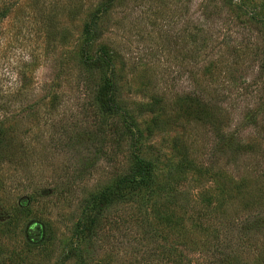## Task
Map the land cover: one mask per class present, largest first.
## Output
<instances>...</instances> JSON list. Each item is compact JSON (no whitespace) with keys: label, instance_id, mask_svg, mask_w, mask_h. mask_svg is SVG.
Wrapping results in <instances>:
<instances>
[{"label":"rangeland","instance_id":"1","mask_svg":"<svg viewBox=\"0 0 264 264\" xmlns=\"http://www.w3.org/2000/svg\"><path fill=\"white\" fill-rule=\"evenodd\" d=\"M0 130V264H264V0H0Z\"/></svg>","mask_w":264,"mask_h":264},{"label":"trees","instance_id":"2","mask_svg":"<svg viewBox=\"0 0 264 264\" xmlns=\"http://www.w3.org/2000/svg\"><path fill=\"white\" fill-rule=\"evenodd\" d=\"M4 17V15H3ZM104 55H106L104 53ZM106 57V56H105ZM98 64L96 65V67ZM95 67V68H96ZM99 68V67H97ZM116 95L115 88L109 79H106V82L101 86L100 91L98 92V102L100 109L104 114H113L117 113L116 106ZM0 130V144L3 140ZM134 171L128 172L125 176L120 178L119 182L106 190L95 194L88 201V206L85 208V211L93 212V209H97V213H93V216H84L83 220H80L76 225V236L79 240L89 237L95 234L97 229V223L102 218L103 212L113 205L123 203L124 201L130 199L132 196L136 195V192L141 190V188H149L153 182L152 176V165L150 162L143 160L141 158H136V164L134 166ZM21 212L15 214V217L12 218V224H15L18 220ZM11 219V218H10ZM9 222V224H11ZM96 226V227H95ZM41 234L43 235L44 230L39 227ZM27 234V239L32 245V243L39 242L42 240V235L40 237H30L28 235V230L25 231ZM46 240V239H45Z\"/></svg>","mask_w":264,"mask_h":264},{"label":"clouds","instance_id":"3","mask_svg":"<svg viewBox=\"0 0 264 264\" xmlns=\"http://www.w3.org/2000/svg\"><path fill=\"white\" fill-rule=\"evenodd\" d=\"M19 51V50H18ZM24 60L25 61H29L30 60V57L27 55V54H25L24 55ZM18 79V75L16 74V73H12L11 74V80L12 81H15V80H17ZM6 87H11V84H9V85H6Z\"/></svg>","mask_w":264,"mask_h":264}]
</instances>
